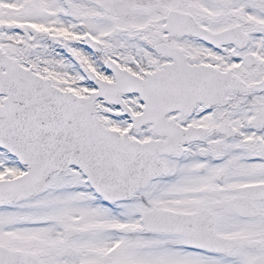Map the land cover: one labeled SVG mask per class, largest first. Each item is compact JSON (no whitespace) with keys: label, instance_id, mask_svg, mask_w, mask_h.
Returning a JSON list of instances; mask_svg holds the SVG:
<instances>
[{"label":"snow or ice","instance_id":"snow-or-ice-1","mask_svg":"<svg viewBox=\"0 0 264 264\" xmlns=\"http://www.w3.org/2000/svg\"><path fill=\"white\" fill-rule=\"evenodd\" d=\"M0 264H264V0H0Z\"/></svg>","mask_w":264,"mask_h":264}]
</instances>
